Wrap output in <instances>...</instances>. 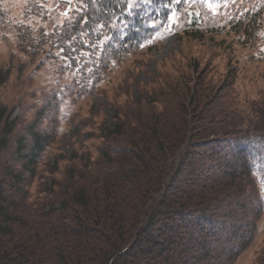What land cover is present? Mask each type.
Segmentation results:
<instances>
[{"label": "trees", "instance_id": "16d2710c", "mask_svg": "<svg viewBox=\"0 0 264 264\" xmlns=\"http://www.w3.org/2000/svg\"><path fill=\"white\" fill-rule=\"evenodd\" d=\"M177 1L76 0L62 23L45 31L46 0H27L24 18L31 24L16 26L20 49L35 56L48 47V56H61L86 91L107 67L141 47L146 10L158 4L167 16ZM179 1L196 5L188 12L190 30L202 23L204 3L214 2ZM219 2L228 4L225 27L249 42L259 36L264 0ZM4 14L0 3V25ZM10 75V67H0V85ZM192 96L182 101V134L148 118L140 133L133 129L112 151L117 156L105 152V166L91 185L67 191L69 199L43 218H27L25 208L51 131L33 122L14 137L18 117L0 98V264H234L255 239L264 211V95L239 120L204 112ZM219 133L229 135L206 142ZM202 144L218 152L207 158L196 151ZM249 185L255 187L251 195ZM255 264H264V251Z\"/></svg>", "mask_w": 264, "mask_h": 264}, {"label": "rangeland", "instance_id": "374dc122", "mask_svg": "<svg viewBox=\"0 0 264 264\" xmlns=\"http://www.w3.org/2000/svg\"><path fill=\"white\" fill-rule=\"evenodd\" d=\"M75 1L46 0L45 31L61 24ZM219 1L204 3L203 21L193 27L196 31L190 30L188 14L196 5L178 0L169 5L167 16H161L158 4L154 10H146L147 31L141 47L107 67L85 91L75 80V70L67 68L61 56L50 58L48 47L39 49L35 56L20 49L16 26L31 24L24 18L27 0H0L5 12L0 25V67L11 69L10 77L0 85V98L18 117L14 137L33 122L38 129L51 131L52 136L37 158L25 208L26 215L31 214L27 218L49 216L61 200L69 199L72 192L67 191L91 185L105 166V152L117 156L112 151L122 147L133 129L140 133L148 118L156 117L169 132L182 134L181 110L190 94L192 105L200 104L204 112L210 109L217 116L231 114L235 120L240 119L242 110H248V104L264 95V20L255 24L260 27L259 36L249 42L230 25L225 27L230 19L225 10L228 4L220 6ZM37 25L33 26L35 35L39 34ZM195 81L200 84L188 90ZM228 135L207 136L206 142ZM195 148L207 158L218 152L211 144ZM247 188L251 195L255 187ZM263 251L264 211L255 239L234 264H255Z\"/></svg>", "mask_w": 264, "mask_h": 264}, {"label": "snow or ice", "instance_id": "6c2138e0", "mask_svg": "<svg viewBox=\"0 0 264 264\" xmlns=\"http://www.w3.org/2000/svg\"><path fill=\"white\" fill-rule=\"evenodd\" d=\"M130 6H134V5H130Z\"/></svg>", "mask_w": 264, "mask_h": 264}]
</instances>
